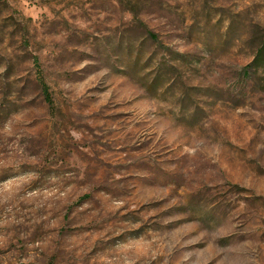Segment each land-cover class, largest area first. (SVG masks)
I'll use <instances>...</instances> for the list:
<instances>
[{"label": "rangeland", "instance_id": "rangeland-1", "mask_svg": "<svg viewBox=\"0 0 264 264\" xmlns=\"http://www.w3.org/2000/svg\"><path fill=\"white\" fill-rule=\"evenodd\" d=\"M263 33L264 0H0V264H264Z\"/></svg>", "mask_w": 264, "mask_h": 264}, {"label": "trees", "instance_id": "trees-1", "mask_svg": "<svg viewBox=\"0 0 264 264\" xmlns=\"http://www.w3.org/2000/svg\"><path fill=\"white\" fill-rule=\"evenodd\" d=\"M148 35L150 39L157 40V36L153 31L148 30ZM35 61L37 66V79L41 86L43 98L51 108H54L55 100L51 87L45 78L38 59H35ZM242 72L248 79H251L255 85L264 83V33L260 35L252 62L245 66Z\"/></svg>", "mask_w": 264, "mask_h": 264}]
</instances>
